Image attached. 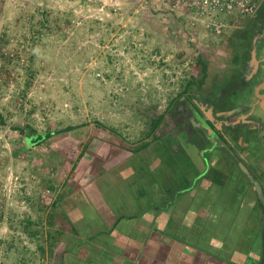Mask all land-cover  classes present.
Here are the masks:
<instances>
[{"label": "rangeland", "instance_id": "obj_1", "mask_svg": "<svg viewBox=\"0 0 264 264\" xmlns=\"http://www.w3.org/2000/svg\"><path fill=\"white\" fill-rule=\"evenodd\" d=\"M3 3L0 35L9 20L14 25L20 10L33 13L38 6L60 25L44 39L46 47L36 52L39 73L26 94L22 93V67L0 62V67L11 71L7 85H0V114L6 121L0 124V264H44L51 234L59 232L54 214L59 195L65 194L67 180L76 171L83 176L95 157L150 154V167L173 169L174 188L199 181L195 177L202 172L193 164L184 171L171 154L153 152L150 123L179 96L200 95L199 82L205 81L204 89L211 87L214 74L218 75L215 66L233 52L230 38H236L241 23L217 37L132 0ZM15 25L7 32L21 38L28 28ZM17 43L11 40L8 49ZM48 133L51 138L41 145L32 143L36 134ZM145 142L151 145L141 150ZM217 175L213 183L217 196L233 199V183L227 182L230 189L225 192L227 187L219 185L222 176ZM200 190L201 186L194 191L193 202L201 199ZM228 210L231 206L224 205L226 221L217 240L236 239V252L244 256L241 264H255L259 254V242L253 237L258 229L256 216L252 212L247 227L241 229V213L247 206H240L241 213L235 207V215L227 214ZM222 248V253L229 254ZM228 257L222 263L228 264Z\"/></svg>", "mask_w": 264, "mask_h": 264}, {"label": "crops", "instance_id": "obj_2", "mask_svg": "<svg viewBox=\"0 0 264 264\" xmlns=\"http://www.w3.org/2000/svg\"><path fill=\"white\" fill-rule=\"evenodd\" d=\"M240 23L238 68L246 77L261 70L264 62V3L254 18ZM147 143L140 149L151 145ZM152 158L120 152L89 160L83 176L76 171L67 180L65 194H58L54 214L59 232L51 234L44 264H225L222 259L228 256V264L245 263L236 252V239L217 240L226 221L224 205H230L217 196L213 182L200 173L195 184L176 189L173 169L150 167ZM200 186L202 197L193 202ZM235 212L231 207L227 214ZM222 247L229 254L222 253Z\"/></svg>", "mask_w": 264, "mask_h": 264}, {"label": "flooded vegetation", "instance_id": "obj_3", "mask_svg": "<svg viewBox=\"0 0 264 264\" xmlns=\"http://www.w3.org/2000/svg\"><path fill=\"white\" fill-rule=\"evenodd\" d=\"M235 40L233 52L220 60L222 67L210 81L211 87L204 89L202 83L198 87L200 95L188 92L179 96L161 114L160 129L154 132L151 149L156 155L171 154L176 163L188 169L193 164L204 179L213 183L219 174L223 179L219 183L227 187L225 192L230 189L227 182L233 183L234 198L225 203L234 210L247 206L248 210L242 213L240 210L241 229L247 227L254 212L258 229L253 237L259 242L255 264H264V62L261 70L242 77L243 71L238 68L241 52L236 49L238 39ZM262 54L260 60H264V49ZM244 88L248 90L242 91ZM162 145L164 148L160 150Z\"/></svg>", "mask_w": 264, "mask_h": 264}, {"label": "trees", "instance_id": "obj_4", "mask_svg": "<svg viewBox=\"0 0 264 264\" xmlns=\"http://www.w3.org/2000/svg\"><path fill=\"white\" fill-rule=\"evenodd\" d=\"M3 0H0V6H2ZM48 10L41 8L40 6L37 7L35 12L29 13L25 12L24 10H20L17 15L15 16L14 25L20 28L27 29L26 33L20 34L21 38H18L14 35L9 34L8 27L13 28V22L9 20L7 24L9 26H5L1 35H0V62L3 66L15 63V66L22 67L24 73V85L25 88L22 90L23 94H26L28 88L31 87L34 80L37 78L39 73V67L37 64V54L39 48L46 47L44 43V39L51 35L52 31L57 28L60 23L54 18H51L47 12ZM39 15L40 18H39ZM18 30V29H17ZM16 30L15 33H18ZM15 31V30H13ZM55 34V33H54ZM11 40H17L18 45H16L13 49H8ZM37 65V67H36ZM11 76V71L7 68L5 70L2 66L0 67V85H7L8 79ZM16 85H19L17 78H15ZM202 81L199 82L197 85L200 88L202 86ZM191 83L189 82V86ZM26 97V95H24ZM21 108L23 107V101L19 104ZM162 115L158 118H154L150 123V133L155 132L160 127V123L162 120ZM6 121L3 115L0 114V124H5ZM27 128L32 127L30 125H26ZM24 132V128L21 129ZM51 138V134L48 133L46 135L36 134L35 138L32 139V143L41 145L42 141Z\"/></svg>", "mask_w": 264, "mask_h": 264}, {"label": "built area", "instance_id": "obj_5", "mask_svg": "<svg viewBox=\"0 0 264 264\" xmlns=\"http://www.w3.org/2000/svg\"><path fill=\"white\" fill-rule=\"evenodd\" d=\"M140 7L169 14L188 26L222 37L237 28L242 19L251 18L264 0H132ZM49 193V191H48Z\"/></svg>", "mask_w": 264, "mask_h": 264}]
</instances>
